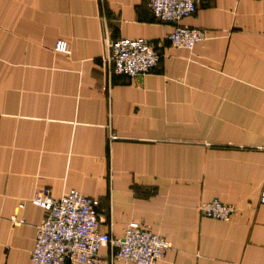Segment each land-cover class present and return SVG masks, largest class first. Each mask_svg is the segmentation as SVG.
<instances>
[{"label":"crops","instance_id":"obj_1","mask_svg":"<svg viewBox=\"0 0 264 264\" xmlns=\"http://www.w3.org/2000/svg\"><path fill=\"white\" fill-rule=\"evenodd\" d=\"M149 2L0 0V264H33L46 188L97 200L114 239L166 237L158 264H264V0H201L181 22L207 32L191 51ZM126 38L164 54L151 73L112 74ZM213 200L230 221L201 216Z\"/></svg>","mask_w":264,"mask_h":264},{"label":"built area","instance_id":"obj_2","mask_svg":"<svg viewBox=\"0 0 264 264\" xmlns=\"http://www.w3.org/2000/svg\"><path fill=\"white\" fill-rule=\"evenodd\" d=\"M201 0H150L149 7L161 23L172 26L168 40L173 48L194 50L207 39L206 30L182 25L193 16ZM55 51L68 54V42L59 40ZM164 54L147 39H121L110 42L105 62L114 75L127 77L151 73ZM118 136L110 135V140ZM35 206L46 212V218L36 228V241L31 253L33 264H158L172 248L164 236L149 227L132 223L124 231L123 239H114L100 232L97 213L99 202L76 190L55 199L49 188L32 199ZM264 205V186L260 195ZM201 216L230 221L236 213L233 205L213 200L198 207ZM108 248L107 256L100 255Z\"/></svg>","mask_w":264,"mask_h":264}]
</instances>
